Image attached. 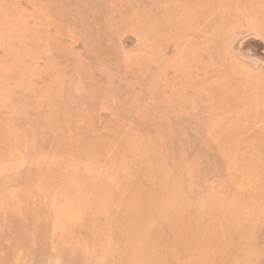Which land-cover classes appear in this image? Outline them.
Instances as JSON below:
<instances>
[{"label": "rangeland", "instance_id": "1", "mask_svg": "<svg viewBox=\"0 0 264 264\" xmlns=\"http://www.w3.org/2000/svg\"><path fill=\"white\" fill-rule=\"evenodd\" d=\"M0 264H264V0H0Z\"/></svg>", "mask_w": 264, "mask_h": 264}]
</instances>
